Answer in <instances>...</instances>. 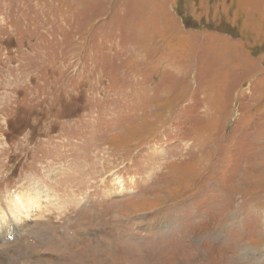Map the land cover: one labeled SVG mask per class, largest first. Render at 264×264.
I'll list each match as a JSON object with an SVG mask.
<instances>
[{
  "label": "rangeland",
  "instance_id": "1",
  "mask_svg": "<svg viewBox=\"0 0 264 264\" xmlns=\"http://www.w3.org/2000/svg\"><path fill=\"white\" fill-rule=\"evenodd\" d=\"M0 227V264H264V0H0Z\"/></svg>",
  "mask_w": 264,
  "mask_h": 264
},
{
  "label": "bare ground",
  "instance_id": "2",
  "mask_svg": "<svg viewBox=\"0 0 264 264\" xmlns=\"http://www.w3.org/2000/svg\"><path fill=\"white\" fill-rule=\"evenodd\" d=\"M35 202H38V201L35 200ZM35 202L31 198H27V199L22 198L21 194L18 193V194H16L15 197H13V199L10 203L8 202V207H9L10 213L13 214V216L16 217V219L21 221V220L26 219V218L29 219V216H31L30 214L33 213L35 210H37V208L33 207ZM35 213H36V211H35ZM2 214L5 215V213H2ZM2 218L5 219V217L3 215H2ZM3 226H5V227L8 226V228H11L14 225L11 222L10 224H6ZM1 228L2 227H0V229ZM5 240L6 239H4L3 241H5Z\"/></svg>",
  "mask_w": 264,
  "mask_h": 264
}]
</instances>
